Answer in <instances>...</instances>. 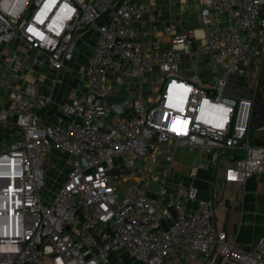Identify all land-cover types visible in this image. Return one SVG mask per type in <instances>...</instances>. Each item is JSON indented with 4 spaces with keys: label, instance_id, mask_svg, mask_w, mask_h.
<instances>
[{
    "label": "built area",
    "instance_id": "1",
    "mask_svg": "<svg viewBox=\"0 0 264 264\" xmlns=\"http://www.w3.org/2000/svg\"><path fill=\"white\" fill-rule=\"evenodd\" d=\"M192 1L203 5L202 33L169 26V47L144 49L133 23L153 15L156 0H0V264H110L119 251L142 264H264V232L246 250L215 225L219 210L239 206L221 195V179L245 185L264 173V146L249 135L254 101L226 93L245 64L264 61V0ZM89 31L95 43L82 82L57 103L58 78L44 91L27 74L47 63L68 70ZM181 56L190 58L189 78L179 75ZM203 64L215 82L199 74ZM148 74L155 88L145 98ZM131 82L134 98L117 114L107 99ZM48 108L59 114L45 119ZM164 147L174 151L160 165ZM54 149L70 171L46 200ZM178 149L200 150L217 166L230 159L209 200L195 185L169 181ZM209 166L200 161L189 176Z\"/></svg>",
    "mask_w": 264,
    "mask_h": 264
},
{
    "label": "crops",
    "instance_id": "2",
    "mask_svg": "<svg viewBox=\"0 0 264 264\" xmlns=\"http://www.w3.org/2000/svg\"><path fill=\"white\" fill-rule=\"evenodd\" d=\"M202 7V4L195 3L192 0H156L153 15L144 16L140 21L133 23V26L139 29L142 34L143 48H150L154 44H157L161 49L169 47L172 37V35L167 32V28L169 26L173 27V31L176 34H187L194 31L197 34H201L202 32L200 30H202V25L199 19V12ZM94 43L93 31L87 32L79 39L80 54L78 57H84V61L82 63L86 66L92 56ZM4 62L5 59H2L1 63ZM179 65V75L183 78H189L192 75L190 58L187 56H181ZM77 67L78 66H76V68ZM1 68H4V66ZM244 68V72L236 73L229 78L226 93L234 97L244 96L253 99L254 106L249 135L253 145L264 146V61L260 68H256L252 63L245 64ZM62 72L57 73L56 78H58V81ZM199 74L207 81H214V79H216L214 76L210 75V69L206 64L201 65ZM155 75L156 74H148L145 76V83L143 86L145 98L150 97L154 91L155 85L152 81ZM73 77H75V73L73 74ZM27 79L31 81L36 80L39 83L40 81H44L42 84L44 91H46L47 87H49V82L51 81L48 80L47 75H39L37 71L34 72V69L27 74ZM81 82L82 80L77 82V85ZM69 83L71 82L68 81V86ZM135 83L136 82H131L127 87L119 86V92L115 94L119 95L123 90H127L131 98L126 106H128L134 98L136 90ZM58 84L56 85V102H67L69 89L71 87H76L77 85H73L68 90L64 91L58 86ZM60 97L64 99L58 102ZM42 113L45 119H52L59 114V111L57 108H48ZM127 113L130 116H133L131 111H127ZM198 151L200 150H175V154H177V156L171 164L172 174L169 177V181L174 183L182 182L186 185H195L200 190V198L209 200L211 198L213 178L217 175L223 178L222 168H224L231 161L228 157H225L223 159L224 164L221 169L211 168L209 171L207 170L205 174L206 178L203 180V184L199 186L198 178L192 179L189 176L191 168L196 163V157L194 155ZM168 152H170V147L162 148V155L159 159L160 165L166 164L164 161V154H167ZM206 156L207 159L210 160L208 155H204V157ZM207 159H202V161H208ZM213 162L216 161L213 159ZM220 189L222 196L227 198L230 197V201L237 202L239 206L234 210L229 209L228 206L219 210L215 217V225L218 229L224 230L227 233L230 241H234L243 249L245 248L246 250H250L253 248L256 240L264 232V173L260 176L252 177L245 185L226 183L223 179H221ZM191 205V207H195V203H191ZM187 250L188 249L185 248V251ZM127 255L128 254L126 252L119 251L113 255L110 264H129L127 262L125 263ZM122 256L124 257L123 261ZM138 263L142 264L140 262Z\"/></svg>",
    "mask_w": 264,
    "mask_h": 264
},
{
    "label": "rangeland",
    "instance_id": "3",
    "mask_svg": "<svg viewBox=\"0 0 264 264\" xmlns=\"http://www.w3.org/2000/svg\"><path fill=\"white\" fill-rule=\"evenodd\" d=\"M20 51H21L22 54H30V52L26 48H22ZM22 61H24V60L22 59ZM83 61H84V57H81V58L77 57L76 60L71 64L72 69L70 67L68 70H65V71L62 72V74H61V76L59 78V81H58L59 82L58 86L62 90H64V91L68 90L71 86L77 85V82H79L82 79V73H83V70H84V68L86 66L85 64L82 63ZM46 65L49 66V63H47ZM47 66H42L40 68L35 67L34 68V72L37 71L38 74L42 75V76H46L47 75L48 80L55 79L57 77V73H55L54 71L48 70ZM76 66H78V67L76 68ZM74 68H75V71H74ZM4 72H5L4 68H1L0 69V74H2ZM74 73H75V77H73ZM22 74H23V70L20 69L17 73L15 71L13 73V76L14 77L15 76L16 77H21ZM31 74H33V73H31ZM33 75H35V74H33ZM12 78H10L7 81V83L10 84L11 82H14L15 84H17V80L14 79V81H13ZM68 81L71 82V83H69V86H68ZM3 90H4L3 87L0 86V103L2 105H4V100H5V99H2V95H1V92H3ZM63 99L64 98L60 97L58 102H60V100H63ZM2 110L5 111V108L4 107L1 108V111ZM252 114H253V111H252ZM170 151H174V149L170 148ZM194 156L196 157V160H195L196 163L193 166L198 165V163L200 161H202V159H204V160L207 159V156L204 157V155L202 154L201 151H198ZM52 163H53L54 167H49L48 168L46 188H45V190L43 191V194H42L43 198L46 199V200L54 198V195L58 192V190L63 186L64 182L66 181L68 173L70 171V167L68 165V157H67V155L62 153L58 149H54ZM209 163H210V166L208 168V171L211 168H217V169L220 168L221 169L223 164H224V160L221 161L219 166H217L216 162H213L212 160H209ZM206 171L207 170L201 171L199 176H198V181H199L198 185L199 186L203 184V180L206 178V176H205ZM46 191H49V192L53 193L54 195L50 194V193L47 194ZM128 256L129 255H127V258H125V263L127 262L129 264H139L138 262L133 261L132 258H130V256L129 257ZM123 260H124V257L122 256V261ZM46 264H50V263H46Z\"/></svg>",
    "mask_w": 264,
    "mask_h": 264
},
{
    "label": "water",
    "instance_id": "4",
    "mask_svg": "<svg viewBox=\"0 0 264 264\" xmlns=\"http://www.w3.org/2000/svg\"><path fill=\"white\" fill-rule=\"evenodd\" d=\"M216 79H214L213 82H215ZM131 96L127 92V90H123L121 94L119 95H114V96H109L107 99L108 106L117 114H121L124 107L128 104ZM79 161L81 163L82 167H86L87 163L86 161L82 158L79 157Z\"/></svg>",
    "mask_w": 264,
    "mask_h": 264
}]
</instances>
